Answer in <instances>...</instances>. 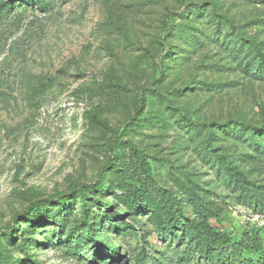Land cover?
Listing matches in <instances>:
<instances>
[{"label": "rangeland", "instance_id": "rangeland-1", "mask_svg": "<svg viewBox=\"0 0 264 264\" xmlns=\"http://www.w3.org/2000/svg\"><path fill=\"white\" fill-rule=\"evenodd\" d=\"M45 1L50 6L46 12L19 9L0 25L4 255H11L14 264L91 263L96 251L81 236L77 202L67 200L54 207V217L41 218L27 251L18 247L22 226L15 231V244L4 240V231L31 203L67 197L76 186L94 183L108 166L111 153L105 146L114 135L125 151L132 146L160 172L155 181L180 199L182 218L192 219L194 213L173 177L189 188L208 191L221 203V221L211 219L212 226L238 235L262 230L263 239L264 217L239 202L238 193L207 157L216 156L218 164L226 161L257 184H264V163H250L246 155L251 149L215 131L217 125L207 129L222 139L209 141L175 121L182 114L205 125L264 123V79L243 71L229 41L234 36L246 47L249 41L259 43L264 54V0ZM192 28L202 36L198 47L188 41L195 33ZM142 88L148 89L143 91L148 101L137 118ZM92 108L109 128L89 125L86 112ZM161 118L165 123L158 125ZM135 218L137 222L133 215L123 217L134 229L131 235H118L121 231L109 229V221L99 231V237L116 247L123 264H136L143 248V264H153L152 258L159 264H201L183 242L159 237L148 212ZM69 246L77 247L76 255L68 252Z\"/></svg>", "mask_w": 264, "mask_h": 264}, {"label": "trees", "instance_id": "trees-1", "mask_svg": "<svg viewBox=\"0 0 264 264\" xmlns=\"http://www.w3.org/2000/svg\"><path fill=\"white\" fill-rule=\"evenodd\" d=\"M49 7L45 0H0V25L9 21L14 11L19 9L46 12ZM223 28L227 29L226 25ZM192 30L195 33L190 34L188 41L191 46L198 47L201 44L202 36L198 35L196 28H192ZM216 31L217 34L220 33L218 27ZM225 34H227V38L230 37L228 31ZM237 38L233 36V39H229V41L233 45L232 51L241 58L243 71L256 77V79H264V54L260 44L249 41L250 47H246L244 42ZM166 59H170V55ZM140 90L142 96L137 98V118L143 113L148 101L147 96L143 95V91L148 89L142 88ZM86 116L89 125L109 128L106 122L98 118L95 109L92 108L86 112ZM158 123V125L164 124L165 119H159ZM175 123L182 129L187 127L192 134H199L208 138L209 141L222 139L214 134V130L207 129L211 125H217L215 131H219L223 136L232 139L233 143H240L251 149L252 154L246 155L250 163L256 166L264 163V123L227 122L223 125L212 123L205 125L186 120L182 114H178ZM121 146L122 143L117 140L116 135L110 137L105 147L111 153V158L108 166L99 171L94 183L76 186L73 194L67 197L55 196L52 201L31 203L18 215L19 221L16 220L11 228L4 231V240L8 244H15L17 242L15 231L17 227L22 226L21 242L18 247L23 252L27 251L28 243L33 241L32 231L38 229L37 225L41 223V218L46 215L54 217V207H62L67 200H71L72 203H78L81 236L89 238L90 244L96 251L91 256L90 264H123L125 260L119 257L116 247L109 241V238L105 240L104 237H99V231L102 232L104 221H109V229L121 231L118 235L125 236L123 233L131 235V231L134 229L124 222L123 217L126 214L133 215V220L137 222L136 215L144 211L148 212L159 237L177 243L183 242L192 254L197 255L201 264H264V238H260L262 230H244L238 235L221 231L212 226L211 219L216 222L221 221V215L224 212L221 203L214 200L208 191L202 192L189 188L181 183L179 178L173 177L174 184L183 188L184 198L194 213L192 219L182 218L181 212L183 210L178 208L180 199L160 189L155 181L160 172L156 174L154 169L132 146H129L126 151ZM205 153L208 151L206 150ZM215 157L210 155L207 160L211 164L216 163L214 170L219 172V177H223L226 184L238 193L239 202L253 214L264 217V184H257L248 180L243 172L229 166L224 160L218 164ZM105 197L111 199L112 202L105 201ZM120 204L123 207H120ZM117 208L119 209L117 210ZM93 209L99 212H94ZM136 226L141 228L142 224L136 223ZM62 232L60 231L57 235L59 239L63 237ZM104 234L106 235V232ZM99 238L102 240L98 241ZM94 239L97 243H94ZM4 251V247L0 243V264H14L12 256L4 255ZM68 252L71 255H76L77 247L69 246ZM145 256L146 250L143 248L135 256V263L143 264ZM152 260L153 264H159L157 260L153 258Z\"/></svg>", "mask_w": 264, "mask_h": 264}]
</instances>
